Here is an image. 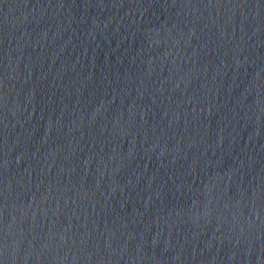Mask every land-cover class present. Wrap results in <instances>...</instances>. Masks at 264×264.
I'll use <instances>...</instances> for the list:
<instances>
[{
  "label": "water",
  "instance_id": "obj_1",
  "mask_svg": "<svg viewBox=\"0 0 264 264\" xmlns=\"http://www.w3.org/2000/svg\"><path fill=\"white\" fill-rule=\"evenodd\" d=\"M0 264H264V0H0Z\"/></svg>",
  "mask_w": 264,
  "mask_h": 264
}]
</instances>
